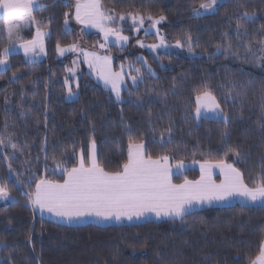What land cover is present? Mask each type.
Returning <instances> with one entry per match:
<instances>
[{"label":"trees","instance_id":"16d2710c","mask_svg":"<svg viewBox=\"0 0 264 264\" xmlns=\"http://www.w3.org/2000/svg\"><path fill=\"white\" fill-rule=\"evenodd\" d=\"M218 1L215 11L196 15L208 0H101L116 14L165 17L166 42L179 39L185 48L146 53L139 62L133 27L113 24L130 37L128 47L110 48L115 68L133 64L141 74L122 103L86 71L77 89L72 86L78 97L66 99L65 81L75 78L68 75L71 59L60 60L57 45L77 42V31L65 23L72 7L65 0L41 2L34 12L40 23L23 32V41L37 27L46 32L43 56L30 60L10 52L9 67L0 68V183L12 198L0 206V264H253L264 244L261 205L204 208L183 220L68 226L35 215L28 196L40 178L62 182V169L76 166L82 151L87 159L93 141L101 167L120 170L129 137L153 158L168 155L174 167L226 159L249 186L264 174V66L253 60L264 39V0ZM244 14L254 19H240ZM6 35L0 27V51ZM98 40L86 36L90 46ZM204 89L216 97L227 123L196 121V95ZM228 148L239 156L225 157ZM199 177V170L189 168L174 181Z\"/></svg>","mask_w":264,"mask_h":264},{"label":"snow or ice","instance_id":"6c2138e0","mask_svg":"<svg viewBox=\"0 0 264 264\" xmlns=\"http://www.w3.org/2000/svg\"><path fill=\"white\" fill-rule=\"evenodd\" d=\"M218 0H208L202 3L200 9L204 11L214 10ZM75 19L77 22L92 27L103 33L105 42L114 37V43H125L129 37L122 34V28L113 27L117 20L130 19L131 27L137 32L143 27L145 17L139 14L128 13L116 14L112 9H105L101 0H75ZM40 10L39 0H0V27L6 28L7 46L0 51V68L4 71L9 67L7 58L12 48L17 45L23 49L26 56L33 58L37 50L44 52V37L48 35L39 27L36 28L35 36L28 41H23L22 33L31 25H39L40 21L34 12ZM200 15V10H194ZM68 16V13H65ZM165 17L153 19L150 15V27L156 28ZM251 22L254 18L244 14L240 17ZM67 24V20L65 21ZM238 35L240 31L239 22L237 25ZM148 34V29H145ZM159 44L147 45L150 49L167 48L165 38L159 35ZM106 43L100 44L101 48ZM141 47L145 45L138 41ZM189 51H191V37L186 40ZM264 51V39L261 40ZM181 41H176V47H181ZM57 50L63 55L66 51H76V45ZM85 61L89 67L96 70L99 77L104 81L105 86L111 85L117 100L120 99L123 74L115 72L111 67V58L101 56L95 52L83 51ZM72 71V69H69ZM137 73L140 69H135ZM136 82V77H132ZM67 84L68 81L66 80ZM72 94L69 87V95ZM203 112L213 113L215 118L223 119L227 123V117L223 114L216 97L204 89L196 95V115L201 117ZM4 140L0 138V145ZM10 143L15 149L17 145ZM239 153L232 148L225 152ZM168 155H161L153 158L145 151V145L129 137L128 154L126 161L120 165L118 171H106L101 167L95 150V142H92L91 151L87 159L83 151L76 166L62 169L63 181H53L47 178H40L35 184V191L28 194L29 201L34 210L41 213L47 212L55 217L68 222L78 221L85 217H95L100 220L117 221L122 219L132 220L154 214L156 217H169L183 220L195 207L200 204H211L214 201H225L230 198L239 197L244 201L253 204L259 203L264 206V174L252 181V186L245 182L244 173L233 163L226 159H207L199 162L200 178L195 181L185 179L181 184L172 182V165ZM11 167V166H9ZM177 172L184 168L182 161L175 165ZM218 169L222 179L219 183L213 179V170ZM0 199H11L9 189L5 183H0ZM253 264H264V246L261 247L260 255Z\"/></svg>","mask_w":264,"mask_h":264},{"label":"rangeland","instance_id":"374dc122","mask_svg":"<svg viewBox=\"0 0 264 264\" xmlns=\"http://www.w3.org/2000/svg\"><path fill=\"white\" fill-rule=\"evenodd\" d=\"M66 1L70 5H74L75 4V0H66ZM219 4H220V2L218 1V5ZM218 5L214 7V10H209V11L202 10L200 12V15H205V14H208V13H211V12L215 11V9H216V7H218ZM128 22L130 23V25H132V21L130 19H126L124 21L117 20L115 23L123 25V24L128 23ZM162 22H164V20L161 21V23L158 24L156 26V28H151L150 27L151 21L148 20V17H145V23H144L143 27L140 29V31L137 32L133 28V32L132 33L137 37V43H136L137 49H136V51L140 54V57L137 59L139 62H143L144 55L146 53H154L155 54L158 51L170 52V51H172V49L180 51V52L184 51L183 49H185V48H184L183 45L181 47H176V43H167L166 40H165V44L168 45L167 48H158L156 50H153V49H150L149 47H147V45L159 44V42H160L159 41V37L156 34L157 33V29L159 30V35H161V36H163L165 38V34L162 31ZM119 28L123 29V27H119ZM66 29L67 30H73L74 29V30L77 31V42L75 43L77 50L76 51H66L63 55H61L60 52L58 51V55H57L60 60H66V58H70L71 59L69 69H72V71H69V69H68V75L71 76L72 78H75L74 83H67L68 92H67V95H66V99L68 101H72V100H75L78 97V93L74 92L72 90V86L75 85L74 87H75V89H77L78 83H79V81L81 80L83 74L86 71V73L93 79V81L97 85L101 86L103 89L107 90L112 95L113 99L116 102L122 103L125 100L124 94H123L124 91L126 89H128L129 87H136L141 81V74H139V73H137L135 71V69H137V67H135V65L126 64L124 62H120L119 69H116L115 66H114V58H115V56H114V53L110 50V48L111 47H117L119 49H123V48L128 47L129 40H130L129 35L124 33V31L122 30V34L129 37L127 42L122 43V44L121 43H114L113 41L115 40V38L114 37H110L109 41L106 43L105 40H104V37H103V33L99 32L95 28L86 27L85 25L77 22V20L75 19V9H74V7H72V11L70 13V17L67 20ZM145 29H148V34L147 35L145 34ZM89 34H93V35H95L96 37L99 38V40L93 46L88 45L87 42H86V36L89 35ZM151 35L155 36L156 39L155 40H148L147 36H151ZM138 41L142 42L145 45V47H141V45H140V43H138ZM102 43H106V47L105 48H101L100 47V44H102ZM68 47L69 46L61 47V48H68ZM13 50H14V48H12L11 52ZM83 51L95 52V53H97L98 55H101V56H105V55L109 56L111 58L112 70L115 71V72H121L122 71L123 83L121 85L120 99L119 100H117L115 92H113L111 90V85L106 87L105 84H104V81L99 77L98 72L96 70H94L93 68L89 67V64L85 61V57L83 55ZM188 54L192 55L190 51H188ZM42 56L43 55H39L37 57V59L41 58ZM27 59H30L29 56H27ZM35 59L36 58L33 57L30 60H35ZM253 60L258 64V66H264V51L259 49L257 51V53L253 56ZM132 77H136V82L135 83L133 82ZM69 87L71 88V91H72L71 95H69ZM223 114H224V112H223ZM195 119H196L197 122H200L202 119L223 120V119H217V118H215L213 113L203 112V110H202V115L199 118H197L196 110H195ZM95 150H96V153H97L96 145H95ZM183 164H184V168L179 170V173L177 172L176 168L172 167V172H173L174 176L183 174L189 168L197 169L200 172L199 163H193V164H185V163H183ZM213 177L214 178L217 177L216 181L218 180V178L222 179L218 169H214L213 170ZM219 182H220V180L217 181V183H219ZM11 199H8V200L0 199V206L8 205V203H10ZM263 246H264V244H263Z\"/></svg>","mask_w":264,"mask_h":264},{"label":"crops","instance_id":"0c3cea01","mask_svg":"<svg viewBox=\"0 0 264 264\" xmlns=\"http://www.w3.org/2000/svg\"><path fill=\"white\" fill-rule=\"evenodd\" d=\"M42 1L43 0H39V5H41V2ZM30 27H36V25L33 24ZM22 37H23V33H22ZM45 38H46V36L44 37V48H45ZM44 52H45V50H44ZM44 52L43 53H40L39 50H37V52L34 55V57L37 58L39 55H43ZM12 53H22L27 58V56L25 55L23 49L20 48L19 46L14 47V50L12 51ZM172 167L175 168L174 166H172ZM174 177L175 176L172 175V182L175 183V184H181V183H176L174 181ZM216 178L217 177H215V178L213 177L214 180H216ZM198 179H196V180H198ZM219 180H221V179L218 178L217 181H219ZM190 181H195V180H190ZM234 204H241V205H260L259 203L253 204L251 202L244 201V200H242L239 197H236V198H230V199L225 200V201H214L211 204L205 203V204L197 205L195 207V210H193L191 213H193L195 211H198V210H201V209H204V208L223 207V206H230V205H234ZM34 213L38 217H42V218H45V219H48V220H51V221H54V222H57V223H60V224L68 225V226H81V225H86V224H90V223L91 224H96V225H99V226H111V225H123V224H137V223H143V222H147V221L180 220V219H173V218H169V217H156L154 214H152V215H148V216L142 217L140 219H135L134 218L132 220H127V219H122V220H119V221H117L115 219H112V220H100V219H97L95 217H85V218H83L81 220H78V221L68 222V221L63 220L61 218L55 217V216H53V215H51V214H49L47 212L41 213L38 209H36V211L34 210Z\"/></svg>","mask_w":264,"mask_h":264}]
</instances>
